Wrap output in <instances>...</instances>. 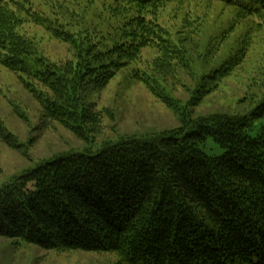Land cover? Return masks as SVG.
I'll use <instances>...</instances> for the list:
<instances>
[{"label": "trees", "instance_id": "trees-1", "mask_svg": "<svg viewBox=\"0 0 264 264\" xmlns=\"http://www.w3.org/2000/svg\"><path fill=\"white\" fill-rule=\"evenodd\" d=\"M114 1L127 15L104 34L93 27L68 30L31 0H0V64L38 103L41 123L55 121L81 143L0 186V237L42 249L112 251L120 264H264V96L235 113L192 109L206 85L240 64L243 51L198 84L193 78L185 107L160 97L176 126L101 138L102 112L93 109L89 91L122 70L160 88L165 69L189 65L178 35L198 29L187 14L181 29L163 26L168 5L196 0ZM222 1L264 14V0ZM26 25L70 45L72 58L59 63L43 56L22 31ZM146 48L159 53L153 66L142 64ZM4 129L0 141L23 149ZM209 140L219 152L205 151Z\"/></svg>", "mask_w": 264, "mask_h": 264}, {"label": "rangeland", "instance_id": "rangeland-1", "mask_svg": "<svg viewBox=\"0 0 264 264\" xmlns=\"http://www.w3.org/2000/svg\"><path fill=\"white\" fill-rule=\"evenodd\" d=\"M31 1L35 10L57 19L58 23L69 24L71 31L93 27L108 34L127 15L122 4L114 0ZM196 2L168 5L163 16V26L169 32L182 28L186 14L197 18L198 29L177 37L188 50L189 65L165 69L162 77L166 82H161L160 88L156 85L149 88L131 78L128 70H122L102 89L89 91L93 109L102 112L101 138L117 133L157 132L176 126V118L162 99H176L173 102L176 109L185 107V101L194 94L195 80L198 84L199 77L214 73L240 56L241 51L240 64L214 84L206 85L209 89L195 99L192 109L197 114L215 110L235 113L246 110L264 96V14L248 15L222 0ZM22 31L34 38L36 48L46 58L59 63L72 58L74 51L70 45L54 39L43 27L26 25ZM158 56L157 50L146 48L140 58L142 64L153 66ZM40 114L38 103L21 80L0 64V127L12 134L24 149H12L0 141V186L26 167L81 146L59 123H41ZM250 134H255L254 129ZM205 151L215 154L219 149L209 140ZM0 264H120V261L112 251L42 249L19 239L0 237Z\"/></svg>", "mask_w": 264, "mask_h": 264}]
</instances>
